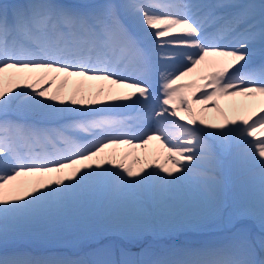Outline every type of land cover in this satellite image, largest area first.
I'll list each match as a JSON object with an SVG mask.
<instances>
[{"label":"snow or ice","instance_id":"1","mask_svg":"<svg viewBox=\"0 0 264 264\" xmlns=\"http://www.w3.org/2000/svg\"><path fill=\"white\" fill-rule=\"evenodd\" d=\"M257 44L264 55V3L0 4V245L93 209L134 236L150 219L174 228L175 199L194 201L209 220L228 210L230 185L237 189L230 223L257 209L264 223ZM154 71L160 96L148 82ZM220 101L229 102L225 109ZM127 110H138L128 119L141 127L117 117ZM181 189L191 191L178 196ZM0 264L73 262L5 255ZM87 264L264 261L241 227L222 243L172 257Z\"/></svg>","mask_w":264,"mask_h":264},{"label":"rangeland","instance_id":"2","mask_svg":"<svg viewBox=\"0 0 264 264\" xmlns=\"http://www.w3.org/2000/svg\"><path fill=\"white\" fill-rule=\"evenodd\" d=\"M6 1H16V0H0V4L6 5ZM165 1V0H164ZM71 4V3H70ZM155 79L159 80V75L155 76ZM159 84V81L155 83V86ZM226 108V105H225ZM120 113H117L118 115ZM120 117V116H117ZM118 151H124V149H119ZM229 208L227 211L223 212L217 217L216 222H206L205 225L199 226L194 230H188L186 232H174L171 229H165L157 235H153L151 243L153 245H165L168 247V253L172 256L176 253L171 251L174 249H185V248H201L204 246H213V241L216 240L217 244L224 242L229 236H231L235 230L243 227L241 224H231L230 217L233 210L232 198L235 196L237 189L229 186ZM85 213L86 217L91 212ZM92 218L87 217L86 221L79 223L76 217H68L63 220L59 227L51 225L50 227L39 230L35 234L29 236L25 240L20 241H10L6 246L0 245V256L9 257H19L24 259V255H28V259L42 261L37 256H33L34 251L47 252L52 259L51 261H70L73 264H79V262H87L100 259V258H111L117 262L124 260L123 256L130 255L132 259H157L159 256H151L148 253L139 254L138 249L142 243L141 241L142 233L138 236L134 235H124L119 231L121 230V224L115 225V227L110 226L109 222L106 224V232L99 234L102 228H99L98 210L93 209ZM174 219V218H173ZM175 220V219H174ZM176 225V224H175ZM89 228V231L87 228ZM264 231V230H263ZM114 233V235H112ZM252 230H248L247 234H251ZM264 232L258 231L254 238L251 239L254 243V247L260 250L259 254L255 256L257 261H261L262 253L260 247V238L264 239ZM135 238V239H134ZM135 240V241H132ZM185 241L191 242L190 244H195L194 246H185ZM138 243V244H136ZM147 243V244H151ZM176 244V246H174ZM215 244V245H217ZM183 245V246H181ZM157 246V245H156ZM191 246V247H190ZM15 254H20L19 256H14ZM171 257L170 255H167ZM126 258V259H127ZM46 258H43V261Z\"/></svg>","mask_w":264,"mask_h":264},{"label":"bare ground","instance_id":"3","mask_svg":"<svg viewBox=\"0 0 264 264\" xmlns=\"http://www.w3.org/2000/svg\"><path fill=\"white\" fill-rule=\"evenodd\" d=\"M61 2L63 3H70L73 2V4H82V3H86V2H91V0H61ZM162 2H167V0H162ZM237 3H241V4H249L248 2H245L244 0H236ZM258 5V4H256ZM256 46L261 47V45L257 44ZM260 49V48H259ZM258 49V50H259ZM189 80H191V78H189ZM188 82V81H185ZM154 95L155 96H160V92L159 90H154ZM229 102L228 101H220L221 104V108L225 109V105H227ZM127 111H131L133 117L137 116V112L138 110H127ZM209 115H213L212 113H209ZM140 124H142L141 122H139ZM150 124V126L155 129L157 127V125L154 122H148ZM142 125H139V127H141ZM155 144L149 145L147 150L148 152H153L155 150ZM129 151H133L130 149H125V151H120L121 153L124 152H129ZM135 152L137 154L143 155V153L141 152V150L137 149L135 150ZM160 163H164L163 159H160ZM155 166V165H153ZM166 167H171L170 164L166 165ZM220 179L222 181H224L225 179L230 180V177H225L224 175H221ZM230 190V189H229ZM186 191H191V189H181L179 191V193L177 194L178 196H183L184 193ZM174 207H175V216H174V223L176 224V226L174 228H169L167 226V222H162L160 218H155V219H150L149 220V226L142 231V237L140 238L141 241L146 242V243H142L141 244V249H140V254L143 253H147V252H152L155 253L156 256H163L167 254V247L164 245H157L153 246V243H151V239H153V235H157L159 233H161L162 231H164L165 229H171L174 232H186L188 230H194L199 226L205 225L206 222H209V220H204L200 217L199 215V209L196 205V203L192 200H188V199H175L173 201ZM233 210V207L231 208ZM99 213V217H98V224H99V228H102L101 231H99V234H103L106 232V224L109 222L110 226L115 227L116 223H113L107 219L104 218V216L98 211ZM93 215H95V212L93 213V210L88 214L87 217L92 218ZM71 217H76L79 223L86 221L87 217L84 214H77V215H73ZM217 219L212 218L211 222H216ZM62 221L53 224L56 228L59 227L60 223ZM240 222H242L241 224L244 225V230L247 231L248 230H252L251 234H247L248 237L250 239L254 238V235L257 234L258 231L260 232H264V223H262L261 218H260V214H259V210H255L254 212H252L249 215H246ZM239 222V223H240ZM87 228V227H86ZM87 230L89 231V228H87ZM238 230V229H237ZM235 230V232L237 231ZM121 234L124 235H131L130 233L126 232L123 225H121V230L119 231ZM112 235H114V233H112ZM30 236V235H29ZM29 236H25L22 237L20 239H17L15 241H20V240H25L26 238H29ZM115 236V235H114ZM30 239V238H29ZM135 239V238H134ZM135 241V240H132ZM260 242L262 241L261 238L259 240ZM147 243H151V244H147ZM156 248V249H155ZM155 249V250H154ZM20 254H15L14 256H19ZM29 255V254H28ZM25 255L23 257H31ZM37 256L39 257V259H41L43 261V258H46L44 261H51L54 258H51L49 256V254L45 251H43L41 253V251H34L33 252V256ZM262 261H264V257L262 258Z\"/></svg>","mask_w":264,"mask_h":264}]
</instances>
